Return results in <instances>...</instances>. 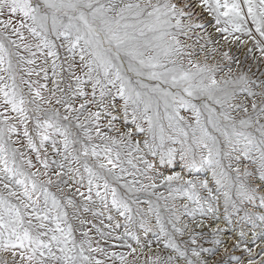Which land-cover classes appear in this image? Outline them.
<instances>
[{
    "label": "snow or ice",
    "instance_id": "obj_1",
    "mask_svg": "<svg viewBox=\"0 0 264 264\" xmlns=\"http://www.w3.org/2000/svg\"><path fill=\"white\" fill-rule=\"evenodd\" d=\"M0 264H264V0H0Z\"/></svg>",
    "mask_w": 264,
    "mask_h": 264
}]
</instances>
